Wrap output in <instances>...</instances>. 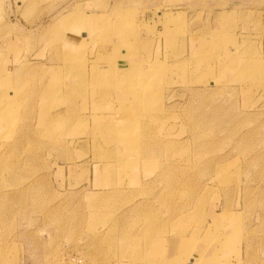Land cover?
I'll return each mask as SVG.
<instances>
[{
	"label": "rangeland",
	"instance_id": "1",
	"mask_svg": "<svg viewBox=\"0 0 264 264\" xmlns=\"http://www.w3.org/2000/svg\"><path fill=\"white\" fill-rule=\"evenodd\" d=\"M27 1L0 264H264V0Z\"/></svg>",
	"mask_w": 264,
	"mask_h": 264
},
{
	"label": "crops",
	"instance_id": "2",
	"mask_svg": "<svg viewBox=\"0 0 264 264\" xmlns=\"http://www.w3.org/2000/svg\"><path fill=\"white\" fill-rule=\"evenodd\" d=\"M12 1L14 2L16 9H13L15 6L11 4V0H0V95L1 93H3V95L7 93L8 96H10L11 92L13 93L11 89H17V92H19V90H22L23 78H20V76L17 77L18 75L15 73V70L17 68L15 61H22L26 59L25 48L24 46H21V42L22 40H25L27 28L24 24V20L21 18V13L22 10L26 7L27 0H24L25 2H22L20 0ZM31 1L34 0H29L27 2ZM19 8L21 9L18 10ZM9 23L10 26L6 27V24ZM78 40L79 39H77L76 36L70 35V37L66 39V42L64 44H61V48L64 49L65 53L71 54L72 52H74L77 45L76 41ZM123 56H125V53L123 54ZM130 64L134 65V62L129 63L128 68L130 67ZM34 66L35 65L32 66L33 68H29L31 70H34ZM128 68L126 67L123 70H128ZM38 90L39 89L37 87L36 89L34 87L33 91H31V95L27 99L24 98V100L22 101V96L18 95L19 97H17L14 102L21 103V109L23 108V103L29 105L32 104L33 113H38L39 115L40 113L38 111L40 109V102L37 100L35 95ZM19 112H21V110H19ZM200 245L201 243L197 242L194 245V248L200 247ZM196 255L197 252H193V256L197 257ZM235 259L236 258H230L227 260L235 261ZM219 260V262H221L220 257Z\"/></svg>",
	"mask_w": 264,
	"mask_h": 264
},
{
	"label": "bare ground",
	"instance_id": "3",
	"mask_svg": "<svg viewBox=\"0 0 264 264\" xmlns=\"http://www.w3.org/2000/svg\"><path fill=\"white\" fill-rule=\"evenodd\" d=\"M130 73L132 72V71H129ZM101 85V84H100ZM204 194V193H203ZM221 216H223V215H221ZM220 217V216H219ZM224 217V216H223ZM222 218V217H221ZM223 225V224H222ZM181 251H179V253H180ZM157 255V254H156ZM155 256V255H154ZM178 257V259H176V256H175V259H172V262H171V264H183V263H180L179 261H180V258H179V256H177ZM182 262H183V260H182ZM166 264V263H165Z\"/></svg>",
	"mask_w": 264,
	"mask_h": 264
}]
</instances>
